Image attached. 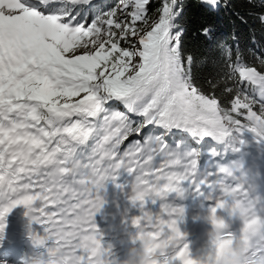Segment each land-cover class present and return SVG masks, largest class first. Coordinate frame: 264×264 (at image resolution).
I'll use <instances>...</instances> for the list:
<instances>
[{"label":"snow or ice","instance_id":"snow-or-ice-1","mask_svg":"<svg viewBox=\"0 0 264 264\" xmlns=\"http://www.w3.org/2000/svg\"><path fill=\"white\" fill-rule=\"evenodd\" d=\"M150 3L114 0L93 11L94 0H0V241L7 214L23 205L30 235L45 238L41 254L111 264L95 215L106 181L123 188V174L139 210L130 222L160 233L162 264L189 251L169 242L186 214L177 200L195 191L209 206L230 202L225 188L255 218L241 264H264L258 174L242 158L226 159L249 143V132L264 144V48L253 38L248 60L239 44L220 43L224 71L201 83L182 43V5L160 0L150 13ZM257 19L264 25V11ZM198 31L211 37L208 26Z\"/></svg>","mask_w":264,"mask_h":264},{"label":"trees","instance_id":"trees-1","mask_svg":"<svg viewBox=\"0 0 264 264\" xmlns=\"http://www.w3.org/2000/svg\"><path fill=\"white\" fill-rule=\"evenodd\" d=\"M111 4L110 0L99 2L94 10L106 11ZM178 4L183 7L178 21L185 29L183 47L193 56V74L201 83L219 79L224 71L225 62L218 48L220 43L229 46L239 44L248 60H251L249 49L255 45L264 48V25L257 19L258 13L264 11L261 0H220L216 10H209L201 0H178ZM155 8L150 3V13ZM202 26L211 28L210 38L199 34ZM247 140L250 139L247 137Z\"/></svg>","mask_w":264,"mask_h":264},{"label":"clouds","instance_id":"clouds-1","mask_svg":"<svg viewBox=\"0 0 264 264\" xmlns=\"http://www.w3.org/2000/svg\"><path fill=\"white\" fill-rule=\"evenodd\" d=\"M242 186H237V188ZM223 194L230 196V202L227 200H217V205L221 210L227 209L229 217L238 218L241 224V238L236 239L233 231H228L229 223L224 216L218 214L217 211H212L211 208L217 205H210L206 216V220L210 225L208 237L210 247L202 257L194 258L190 250L185 252L183 256H177L176 262L186 264V261L191 260L193 264H241L244 256V250L250 239L251 234H254L252 224L255 218L246 219L249 215V206L245 204V200L240 198V194L236 189L225 188ZM30 222V221H29ZM30 225V223H29ZM177 227H179L177 225ZM31 243L39 247L40 243L45 239L34 231L30 235ZM187 233H180L179 238L174 241H169L173 245L182 242V238ZM160 233L145 231L143 227L137 225V230L130 238L133 241L132 246L128 249L125 258L112 257L111 264H162L158 250L163 251L165 241L159 238ZM138 241V244L136 243ZM46 255L35 253L30 255L26 264H70L69 257H61L56 249H45ZM99 257V248L94 253ZM23 259V258H22ZM103 264H109L106 257L103 258Z\"/></svg>","mask_w":264,"mask_h":264},{"label":"bare ground","instance_id":"bare-ground-1","mask_svg":"<svg viewBox=\"0 0 264 264\" xmlns=\"http://www.w3.org/2000/svg\"><path fill=\"white\" fill-rule=\"evenodd\" d=\"M171 139V138H169ZM230 155L232 153H229ZM232 159H243L245 168L251 169L252 173L254 174H258L256 176V182L259 186V189H263L264 190V165L258 161L257 159H255L254 157H248L244 154L240 153H236V155L231 157ZM119 182L120 184H123L124 187H128L126 181H125V176L122 174L121 177L119 178ZM191 193L197 194L195 191H189Z\"/></svg>","mask_w":264,"mask_h":264},{"label":"rangeland","instance_id":"rangeland-1","mask_svg":"<svg viewBox=\"0 0 264 264\" xmlns=\"http://www.w3.org/2000/svg\"><path fill=\"white\" fill-rule=\"evenodd\" d=\"M102 1H105V0H94L93 11H95L94 6L97 3L102 2ZM110 2L114 3V0H110ZM151 3H153V7H157L160 3V0H151ZM247 137L250 140H248L249 143L244 146V148L242 149V152H245L246 156L248 157H254L255 159H257L264 165V144H257L253 140V134L250 132L246 134V138Z\"/></svg>","mask_w":264,"mask_h":264}]
</instances>
